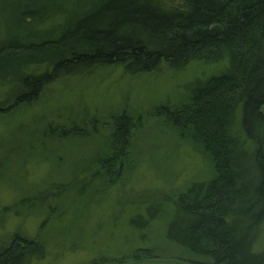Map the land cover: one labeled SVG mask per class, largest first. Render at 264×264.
<instances>
[{
	"label": "trees",
	"instance_id": "1",
	"mask_svg": "<svg viewBox=\"0 0 264 264\" xmlns=\"http://www.w3.org/2000/svg\"><path fill=\"white\" fill-rule=\"evenodd\" d=\"M0 15L17 32L0 29V86L14 97L0 102V115L31 105L59 78L97 67L138 75L226 58L227 70L198 82L189 105L157 111L187 133L214 172L178 195L166 239L208 264H264V250L253 251L264 224V0H0ZM111 126L99 163L113 184L135 124L123 113ZM43 252L15 235L0 247V264H31Z\"/></svg>",
	"mask_w": 264,
	"mask_h": 264
},
{
	"label": "rangeland",
	"instance_id": "2",
	"mask_svg": "<svg viewBox=\"0 0 264 264\" xmlns=\"http://www.w3.org/2000/svg\"><path fill=\"white\" fill-rule=\"evenodd\" d=\"M3 24L0 15V29ZM9 29L10 36L17 33ZM227 68L226 58L193 61L181 70L162 64L138 75L101 66L59 78L31 105L1 114L0 247L15 235L38 241L43 258L31 264H208L168 241L166 231L178 195L209 182L212 164L157 111L189 105L198 82ZM9 98L0 86V102ZM123 113L135 128L125 166L110 184L100 163L111 125ZM233 128L242 138L239 117ZM263 250L264 224L253 248ZM138 251L150 256L132 259Z\"/></svg>",
	"mask_w": 264,
	"mask_h": 264
}]
</instances>
